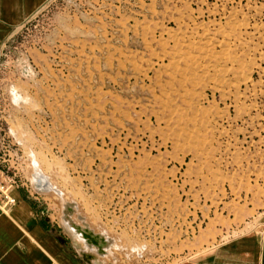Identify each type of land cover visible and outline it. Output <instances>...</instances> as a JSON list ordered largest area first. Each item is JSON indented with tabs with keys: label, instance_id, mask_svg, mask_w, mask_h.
Returning <instances> with one entry per match:
<instances>
[{
	"label": "rangeland",
	"instance_id": "374dc122",
	"mask_svg": "<svg viewBox=\"0 0 264 264\" xmlns=\"http://www.w3.org/2000/svg\"><path fill=\"white\" fill-rule=\"evenodd\" d=\"M242 129L264 131V0H49L0 52V170L77 264H182L214 224L249 230Z\"/></svg>",
	"mask_w": 264,
	"mask_h": 264
},
{
	"label": "crops",
	"instance_id": "0c3cea01",
	"mask_svg": "<svg viewBox=\"0 0 264 264\" xmlns=\"http://www.w3.org/2000/svg\"><path fill=\"white\" fill-rule=\"evenodd\" d=\"M49 0H0V52L14 30ZM241 136V197L254 204L235 208L253 216L249 230L220 239L226 227L214 224L200 243L204 251L182 264H264V131ZM246 142V143H245ZM246 185V188H245ZM246 189V190H245ZM247 191L248 193H246ZM17 204L9 211L0 205V264H77L54 219L36 201L16 189ZM224 217V216H223ZM233 218L221 219L234 230Z\"/></svg>",
	"mask_w": 264,
	"mask_h": 264
},
{
	"label": "built area",
	"instance_id": "2783aa9c",
	"mask_svg": "<svg viewBox=\"0 0 264 264\" xmlns=\"http://www.w3.org/2000/svg\"><path fill=\"white\" fill-rule=\"evenodd\" d=\"M18 188L17 180L10 178L0 170V205L5 211L16 206L17 200L13 196V191Z\"/></svg>",
	"mask_w": 264,
	"mask_h": 264
},
{
	"label": "bare ground",
	"instance_id": "6f19581e",
	"mask_svg": "<svg viewBox=\"0 0 264 264\" xmlns=\"http://www.w3.org/2000/svg\"><path fill=\"white\" fill-rule=\"evenodd\" d=\"M33 183H34V188H35V190L37 192H43V191H46V190H49V189H53L56 192H58V190L56 188H54L53 186L50 187V185H48V183H47V181L45 179L44 174L40 170H37L36 171V174L33 177ZM47 187L49 189H47ZM66 224H67V222H66ZM67 227L69 228V230L72 232V234L76 238H78V232H81L82 233V229H81L82 227L80 228L79 226L73 225L72 223L67 224ZM91 236H95V235L92 234L90 232V230H89V236L88 235L87 236H84L85 239L84 240H81V241H84V243L88 246L89 249H90V247H93V245L96 243L94 241V238H91ZM92 250H94V249H92Z\"/></svg>",
	"mask_w": 264,
	"mask_h": 264
}]
</instances>
